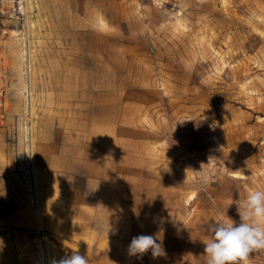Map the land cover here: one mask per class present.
Instances as JSON below:
<instances>
[{
	"label": "rangeland",
	"instance_id": "rangeland-1",
	"mask_svg": "<svg viewBox=\"0 0 264 264\" xmlns=\"http://www.w3.org/2000/svg\"><path fill=\"white\" fill-rule=\"evenodd\" d=\"M0 126L7 264H207L212 225L264 190V0H0ZM138 235L165 255L130 256Z\"/></svg>",
	"mask_w": 264,
	"mask_h": 264
},
{
	"label": "clouds",
	"instance_id": "clouds-1",
	"mask_svg": "<svg viewBox=\"0 0 264 264\" xmlns=\"http://www.w3.org/2000/svg\"><path fill=\"white\" fill-rule=\"evenodd\" d=\"M240 221H216L212 236L205 243L207 264H248L250 253L264 250V190L248 193L237 205ZM151 251L152 257L165 255L162 245L153 235H138L128 245L130 256L143 257ZM54 264H88L87 258L73 252Z\"/></svg>",
	"mask_w": 264,
	"mask_h": 264
},
{
	"label": "crops",
	"instance_id": "crops-1",
	"mask_svg": "<svg viewBox=\"0 0 264 264\" xmlns=\"http://www.w3.org/2000/svg\"><path fill=\"white\" fill-rule=\"evenodd\" d=\"M4 131L0 126V264H7L8 253L10 247L12 246L13 232L17 233L21 223V217L19 212L16 210V200L20 197L18 196L15 180L19 173L17 171L16 160L10 155L7 150V146L4 143L3 135ZM90 213L89 220L87 224L97 223V213L94 208L88 210ZM94 216V218L92 217ZM86 224V225H87ZM90 230L87 231V235H90L92 239L97 235L96 226L88 225ZM82 247L86 249L88 245L85 243V234H82ZM89 238V236H88ZM123 243L122 239H120ZM122 243V245H123ZM91 245L99 246L97 242H92Z\"/></svg>",
	"mask_w": 264,
	"mask_h": 264
},
{
	"label": "bare ground",
	"instance_id": "bare-ground-1",
	"mask_svg": "<svg viewBox=\"0 0 264 264\" xmlns=\"http://www.w3.org/2000/svg\"><path fill=\"white\" fill-rule=\"evenodd\" d=\"M26 173L28 174V176H30L29 171L27 170ZM35 174H34V170L33 173L31 174V178H32V182H35L36 180H34ZM30 189L32 190V187L30 186ZM45 255V254H44ZM43 260H45L44 256H42ZM35 264H46V262L44 261V263H35Z\"/></svg>",
	"mask_w": 264,
	"mask_h": 264
}]
</instances>
